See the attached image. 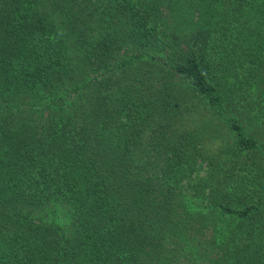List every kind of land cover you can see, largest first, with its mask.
I'll use <instances>...</instances> for the list:
<instances>
[{
  "label": "trees",
  "instance_id": "obj_1",
  "mask_svg": "<svg viewBox=\"0 0 264 264\" xmlns=\"http://www.w3.org/2000/svg\"><path fill=\"white\" fill-rule=\"evenodd\" d=\"M0 264H264V0H0Z\"/></svg>",
  "mask_w": 264,
  "mask_h": 264
},
{
  "label": "rangeland",
  "instance_id": "obj_2",
  "mask_svg": "<svg viewBox=\"0 0 264 264\" xmlns=\"http://www.w3.org/2000/svg\"><path fill=\"white\" fill-rule=\"evenodd\" d=\"M182 89H184V88L182 87ZM186 98H187V96H186ZM188 104L191 106V103H186V106ZM199 105H200L201 109L198 110ZM199 105H198V108L196 107L195 112H191L189 115H188V113L183 114V117L185 119V122H184L185 128H188V127L190 128L192 125L196 126L197 128H201L202 125H206L208 128L210 126H215L214 117L209 112V110L204 109L202 107L203 105L201 103ZM217 127H219V126H217ZM219 131L221 133H223V137L221 136L220 138H217L215 140L216 142L212 146H210L211 148H213V147L217 148L218 146H221V145H222V147H224V145H226L225 142L230 141L229 140V138H230V131L229 130H227L224 127V128H221V130L219 129ZM219 135H220V133H219ZM47 215H48V218L52 222H56L58 220L62 225L68 226V221L65 219L66 216H65L64 211H61L59 209V210H55V211L51 212V214L48 213Z\"/></svg>",
  "mask_w": 264,
  "mask_h": 264
}]
</instances>
